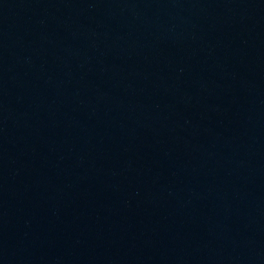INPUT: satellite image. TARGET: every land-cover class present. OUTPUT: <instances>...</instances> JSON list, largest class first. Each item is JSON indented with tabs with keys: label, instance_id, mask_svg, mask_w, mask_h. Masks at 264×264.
Segmentation results:
<instances>
[{
	"label": "water",
	"instance_id": "95a60500",
	"mask_svg": "<svg viewBox=\"0 0 264 264\" xmlns=\"http://www.w3.org/2000/svg\"><path fill=\"white\" fill-rule=\"evenodd\" d=\"M0 264H264V0H0Z\"/></svg>",
	"mask_w": 264,
	"mask_h": 264
}]
</instances>
